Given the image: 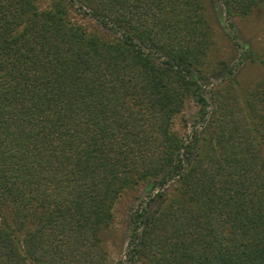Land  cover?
<instances>
[{
    "label": "trees",
    "instance_id": "1",
    "mask_svg": "<svg viewBox=\"0 0 264 264\" xmlns=\"http://www.w3.org/2000/svg\"><path fill=\"white\" fill-rule=\"evenodd\" d=\"M213 44L201 0H0V264H110L104 231L140 186L118 264H264V76L229 70L209 101Z\"/></svg>",
    "mask_w": 264,
    "mask_h": 264
},
{
    "label": "rangeland",
    "instance_id": "2",
    "mask_svg": "<svg viewBox=\"0 0 264 264\" xmlns=\"http://www.w3.org/2000/svg\"><path fill=\"white\" fill-rule=\"evenodd\" d=\"M53 1L36 0L41 8L49 7ZM201 2L214 33V44L209 59L212 63L223 60L227 64L225 68H217L214 73L210 69L205 84L206 96L210 101L211 89L230 77L229 70L233 71V78L242 89L254 85L264 76V68L257 60L264 56V15L254 13L245 18L227 19L217 0H201ZM70 14L74 17V21L88 31L106 34V31L93 19L80 16L76 11H71ZM198 109V105L192 99L186 102L184 111L175 120V128L178 132L186 134L201 122ZM146 199L147 189L140 186L127 191L117 202L114 221L104 231L110 264H118L119 259L123 258L130 230V214Z\"/></svg>",
    "mask_w": 264,
    "mask_h": 264
}]
</instances>
